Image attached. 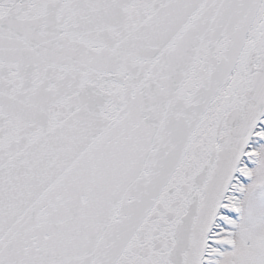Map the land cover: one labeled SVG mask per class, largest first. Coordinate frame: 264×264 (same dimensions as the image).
Returning <instances> with one entry per match:
<instances>
[{"label":"snow or ice","instance_id":"obj_1","mask_svg":"<svg viewBox=\"0 0 264 264\" xmlns=\"http://www.w3.org/2000/svg\"><path fill=\"white\" fill-rule=\"evenodd\" d=\"M0 264H264V0H0Z\"/></svg>","mask_w":264,"mask_h":264}]
</instances>
